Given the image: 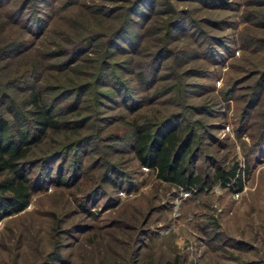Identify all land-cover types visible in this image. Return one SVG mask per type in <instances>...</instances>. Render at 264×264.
<instances>
[{
  "label": "rangeland",
  "instance_id": "obj_1",
  "mask_svg": "<svg viewBox=\"0 0 264 264\" xmlns=\"http://www.w3.org/2000/svg\"><path fill=\"white\" fill-rule=\"evenodd\" d=\"M0 46L7 134L27 120L34 135L28 87L63 120L31 141L0 264H264V0H0ZM135 124L177 127L198 181L143 165ZM233 165L240 188L213 179Z\"/></svg>",
  "mask_w": 264,
  "mask_h": 264
},
{
  "label": "trees",
  "instance_id": "obj_2",
  "mask_svg": "<svg viewBox=\"0 0 264 264\" xmlns=\"http://www.w3.org/2000/svg\"><path fill=\"white\" fill-rule=\"evenodd\" d=\"M19 9V12H16V9H14L12 13L17 14L22 20H26V25L35 24V26H38L39 18L37 16L33 18L28 13L23 12L22 8ZM11 45L12 43H8L7 47ZM39 66L40 64L38 63L29 64L26 71L21 75L22 78L25 79V76L30 75V72L32 74L37 73ZM98 76L102 77L101 75ZM32 88L28 87L27 90H29L28 97L32 105L29 115H31L30 119L34 122V135L31 136L29 131L32 130H30L29 126L26 127L27 120L21 123L22 126L13 125L11 128L13 129L12 136L7 134V123L0 124V218L8 213L24 208L33 192L34 184L31 178L27 176L25 168L27 161H24L33 137L34 139L40 137V141L48 129L55 130L63 124V120L57 118L59 115H56V113L59 108H55L57 103H54V98L44 99L45 96ZM73 92L74 94H79L77 91ZM36 94H39V101ZM68 96L71 97L70 100L74 98L71 94ZM7 107L8 111L13 114V117L20 118V112L15 108L14 102L9 101ZM131 128L132 134H135L133 150L136 156L142 160L143 165L154 166L158 176L165 181L178 183L187 187L198 181V177L196 176L190 177L185 175L182 166L177 162L179 157L182 159L185 156V152L187 153V149L181 152L184 143L178 148L176 147V137H178L177 127L167 132H159L156 135L149 133L147 129L140 131V127L137 124ZM171 150L175 151V155L172 158ZM56 157H52V159ZM50 173V169L45 170L43 179L48 178L51 175ZM213 175L215 181L220 180L221 182L234 178L237 188H240L242 184L239 174L236 175V165L230 166L225 170L216 168ZM64 180L61 177L58 178L60 182Z\"/></svg>",
  "mask_w": 264,
  "mask_h": 264
}]
</instances>
